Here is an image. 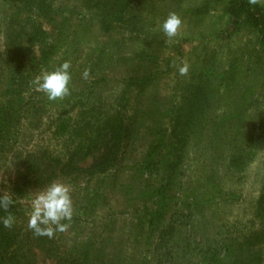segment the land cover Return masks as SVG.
I'll return each mask as SVG.
<instances>
[{
	"label": "rangeland",
	"instance_id": "1",
	"mask_svg": "<svg viewBox=\"0 0 264 264\" xmlns=\"http://www.w3.org/2000/svg\"><path fill=\"white\" fill-rule=\"evenodd\" d=\"M81 3L55 0L62 15L39 18L52 54L42 60L34 47L37 60L21 68L19 85L9 79L12 63L0 56V116L7 117L0 132V195H12L17 219L27 225L33 193L58 179L71 186L74 206L69 230L51 238L58 254L79 259L88 253L90 260L108 264H207L215 247L219 259L226 247L231 257L249 248L264 256V215L256 209L264 181V57L254 28L242 21L231 29L228 0H132L120 21L103 23L94 12L84 13ZM9 10L0 1V53L6 50ZM170 11L183 21L171 44L160 30ZM150 57L156 59L157 74L139 94L128 79L148 69ZM65 60L71 61V94L50 101L30 81ZM173 61L189 64L188 75H179ZM85 69L90 70L87 80ZM200 80L205 112L166 186L164 221L151 231L142 225L149 208H157L150 192L165 180L142 172L140 163L155 143L161 144L159 156H170L169 112ZM115 112L130 132L111 167L92 176L58 172L13 191L28 152L41 149L64 158L86 134V123ZM96 156L80 165L88 167ZM253 240L258 244L250 245ZM207 249L210 255L204 254ZM32 253L36 264H57L44 247L35 244Z\"/></svg>",
	"mask_w": 264,
	"mask_h": 264
},
{
	"label": "trees",
	"instance_id": "2",
	"mask_svg": "<svg viewBox=\"0 0 264 264\" xmlns=\"http://www.w3.org/2000/svg\"><path fill=\"white\" fill-rule=\"evenodd\" d=\"M0 1L8 4L10 7L4 28L6 50L0 53V56H6L9 59L8 62L12 63V67L9 66V79L11 82L16 79L14 84L19 85L17 80L22 75L21 68L26 63L29 67L37 60L34 47H38L39 58L42 60L48 59L52 54L51 49L54 46L49 42L50 35L42 28L39 18L49 17V19H52L55 15H62L64 11L55 7V0ZM82 1L83 3H81L80 7L84 13L86 11L89 13L94 12L102 23L105 20L120 21L129 3L132 2V0ZM226 12L231 29H237L242 21H245L254 28L258 35L259 45L264 57V7L259 5L249 6L247 0H228ZM55 24L53 22V27H55ZM155 66L156 59L150 57L147 65L148 69L140 74L135 72V75L130 76L128 79L129 86L134 87L139 94L143 92L152 81L155 73L157 74L154 70ZM10 88L9 86L6 89V93H8ZM205 91L204 80H200L187 92L189 95L187 97L182 96L179 104L170 110L168 128V134L170 139H172V152L170 156L168 158L159 156L157 150L161 144L155 143L149 147L145 153L144 160L140 163L142 172L147 169L150 174L152 172L157 175L160 174L161 179L165 180V183L157 184L156 188L150 192V196L154 198V201L158 199L157 208L153 211L149 208L148 214L144 216V223L142 225L145 224L151 231L155 230L164 221L166 208H168V202H166L167 199L165 197L167 195L166 186L170 183L174 170L182 163L187 139L194 132V127L205 112L204 110L207 105ZM120 114L119 112H115L103 118L97 117L92 123H86V134L82 138H78L64 158L50 156L48 155L49 152L41 149L28 152L22 159L21 168L13 183V191L20 193V191L32 185L45 182L54 177L58 172H77L92 176L96 171H104L111 167L116 154L123 148V142L128 140L130 132V127L128 128L129 124L124 122ZM6 118L5 115L0 116V132L7 125ZM125 119L129 120L131 117H125ZM94 154H97V156L88 167L80 165V162L85 157ZM256 209L257 212L264 215V181L257 200ZM8 210L14 217V224L11 228L3 226L2 218L8 213L0 209V264H36L32 253V248L35 247V244L46 248L47 253L55 259L57 264H108L103 260H90L88 253H84V256L79 259L58 254L57 251L52 250L53 244L51 239L46 236H35L27 228V225L24 226L23 221L17 219V212L13 209L12 204ZM167 227L168 225L165 229ZM164 231V229L160 231L159 245L164 241L162 238ZM254 238L258 239L257 236ZM254 243L258 244L253 240L250 245ZM225 249L222 259H219V255L222 254H219L220 251L216 247L212 249L211 255L209 253L210 249H207L204 252V254L210 255L207 264H221L220 262H223V264H264V256L253 248H249L247 254L242 251L237 252V255L232 253V257V250L229 247ZM243 250L245 249L243 248ZM203 259L206 258L203 257Z\"/></svg>",
	"mask_w": 264,
	"mask_h": 264
},
{
	"label": "clouds",
	"instance_id": "3",
	"mask_svg": "<svg viewBox=\"0 0 264 264\" xmlns=\"http://www.w3.org/2000/svg\"><path fill=\"white\" fill-rule=\"evenodd\" d=\"M247 4L264 7V0H247ZM182 24L183 21L177 12H168L160 25V30L164 33L167 43H173L175 38L181 34ZM173 65L178 68L179 75H188L189 64L181 61L177 65L176 61H173ZM70 67L71 61L65 60L52 70H42L30 81V84L37 91L43 92L50 101L63 100L71 94L69 87L71 81ZM89 76L90 70L85 69L82 78L87 80ZM71 193V186L58 179L52 180L44 188L35 191L30 201L31 211L27 223L28 229L35 236H47L49 239L58 232H67L71 227L74 215ZM11 204H13L12 195L5 191L0 195V209L8 213L2 218L5 228H11L14 224V217L8 210Z\"/></svg>",
	"mask_w": 264,
	"mask_h": 264
}]
</instances>
